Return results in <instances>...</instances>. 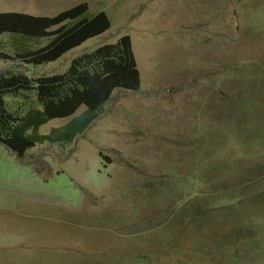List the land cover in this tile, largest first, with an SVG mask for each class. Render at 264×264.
<instances>
[{
	"label": "rangeland",
	"instance_id": "1",
	"mask_svg": "<svg viewBox=\"0 0 264 264\" xmlns=\"http://www.w3.org/2000/svg\"><path fill=\"white\" fill-rule=\"evenodd\" d=\"M80 4H87L91 15L108 14L110 30L35 72L16 58L0 60V72L9 70L31 78L62 74L76 57L129 36L140 87L137 91L116 89L101 117L71 144L38 145L19 160L0 143V181L14 185L11 188H19V180L28 182L30 197L38 199L23 208L30 227L35 220L44 221L41 233L62 239L55 245L67 257L64 261L51 252L49 263H44L41 257L14 255L9 263L12 251L6 248L7 233L19 230L15 224L0 227V264H108L121 252L120 264H130L132 256L141 255L150 258L145 260L147 264H229L233 238L215 241L218 254L207 260L175 255L164 245L158 250L156 238L144 244L138 237L106 233L105 224L99 221H107L125 234L137 218H154L157 212L172 208L175 199L169 197L176 192L183 191L180 196L185 200L200 193L218 198L222 194L218 180L204 183L209 162L216 157L231 162L245 139L263 146L264 140L250 133L264 135V73L255 65L264 60V0H0V12L52 18ZM20 41L24 39L4 34L0 49L15 57ZM49 42L42 40L32 47ZM24 46L30 49V42ZM73 118L51 121L39 134L64 128ZM222 136L226 149H218ZM262 151L264 154V148ZM256 157H245V161L253 166L264 163V158ZM30 162L37 164L36 171ZM242 174L251 176L250 171ZM148 187L167 195L154 196ZM244 190L252 193V183ZM67 216L82 221L88 229L99 223L103 228L96 230L104 234L97 232L82 240L63 223ZM119 219L128 223L121 231ZM247 220L254 222L239 228L238 235L243 260L264 264V241L252 233L261 220ZM221 223L229 226L224 220ZM261 236L264 238V232ZM85 240L92 249L86 248ZM80 244L85 248L79 254L75 248ZM207 248L200 243L204 255ZM155 253L158 257L153 259ZM238 264L245 263L239 260Z\"/></svg>",
	"mask_w": 264,
	"mask_h": 264
},
{
	"label": "trees",
	"instance_id": "2",
	"mask_svg": "<svg viewBox=\"0 0 264 264\" xmlns=\"http://www.w3.org/2000/svg\"><path fill=\"white\" fill-rule=\"evenodd\" d=\"M110 28L109 17L104 12L91 15L87 4H81L52 18L36 17L28 13L0 12V36L12 34L24 39L23 42L20 41L15 57L0 49V60L15 61L16 58L35 72L37 67L58 61L89 40L102 36ZM42 40L50 42L46 46L32 47V43ZM28 42L30 49L24 46ZM255 65L264 73V67H261L264 60ZM140 83L141 76L129 36L120 38L115 44L102 45L76 57L62 74L29 78L25 74H13L9 70L0 72V143L19 160H24L26 154L38 145L71 144L101 117L116 89L137 91ZM259 104L261 105L260 101ZM80 109H84L83 113L74 117ZM68 118H73L68 126L55 129L48 135L39 134L40 128L51 121ZM240 126H245L244 122ZM214 128L217 129L218 124ZM240 134L246 135L243 132ZM254 135L264 140L263 134L259 136L256 131L250 133V136ZM223 136L218 149H226ZM249 142V139H245L239 143L238 153L234 154L231 162L217 157L209 162L204 183L208 185L218 180L222 193L218 198L202 196L200 193L193 194L191 200H185L180 196L183 191L170 197L168 195L175 199L172 208L162 213L157 212L154 218L150 215L137 218L132 223L133 227L125 230V234L118 232L107 221L99 223L105 224L106 233L125 238L138 237L144 244L149 239L156 238L159 242L158 250L164 245L175 255L207 260L218 254L214 249L218 245L215 241L223 237L233 238L235 247L229 250L228 263L238 264L241 260L247 264L242 256L244 251L238 245V235L239 228L246 226L248 222H254L248 221V217L260 218L258 227L252 233L255 239L264 241L261 236V232H264V163L253 166L245 161L248 156L258 155L256 158H264V144L260 147ZM101 158L109 160L104 155ZM28 164L36 169L37 164L34 162ZM174 170L175 167L172 172L176 174ZM244 171H250L251 176H244ZM251 183L254 187L252 193L244 190ZM148 191L154 196L160 195L155 188L148 187ZM166 195L167 192L163 191L160 196ZM62 219L65 220L63 223L75 229L76 235L104 233L103 230H96L103 228L99 223L88 229L89 227L82 226L85 225L82 221L74 219L75 223L71 220L72 217ZM221 220L229 222V226L225 228V223H221ZM118 223L119 231L128 225L121 219ZM190 229H193L191 234ZM200 243L208 245L207 255L200 252ZM152 257L157 258L158 253ZM121 258L122 256L110 258L108 264H120ZM83 259L88 260L85 254ZM149 259L146 255L132 256L130 264H147Z\"/></svg>",
	"mask_w": 264,
	"mask_h": 264
},
{
	"label": "crops",
	"instance_id": "3",
	"mask_svg": "<svg viewBox=\"0 0 264 264\" xmlns=\"http://www.w3.org/2000/svg\"><path fill=\"white\" fill-rule=\"evenodd\" d=\"M22 182V180H19V183L22 184L19 188H11L14 185L8 184L6 180L0 181V227L9 228L15 224L19 226V230L16 233L14 230L12 233H7L10 237V241L7 243L6 248L12 251L9 263L15 260L12 259L14 255L28 258L41 257L40 261L49 263L48 255L51 252L56 253L57 256L65 261L67 257L64 256V253L59 252L60 249L55 245L62 239L58 241V239L55 238L51 239L49 236L50 233H41V227L44 221L35 220V226L30 227L32 224L30 223V217L26 212H23V208H27L30 202H38V199L36 197H30V192L27 190V188H29L28 182ZM30 216L34 217V215ZM89 233L90 234L86 233L85 235L77 234V237L80 236L83 240L97 232ZM64 234L66 233L64 232L63 235ZM85 241L88 242L85 245H89L86 248L92 249L90 241ZM81 244L75 248L77 253L78 249L80 253V251L85 248L81 247ZM98 249L100 250V248ZM103 250H105V247ZM105 253L106 251H104L103 255L106 257L107 255ZM122 254H124V252L119 253L118 257L122 256ZM1 261L2 259H0V262Z\"/></svg>",
	"mask_w": 264,
	"mask_h": 264
},
{
	"label": "clouds",
	"instance_id": "4",
	"mask_svg": "<svg viewBox=\"0 0 264 264\" xmlns=\"http://www.w3.org/2000/svg\"><path fill=\"white\" fill-rule=\"evenodd\" d=\"M80 5H81V4H80ZM77 6H79V5H77ZM73 8H75V7H73ZM73 8H71V9H73ZM67 11H68V10H67ZM11 12H15V11H11ZM15 13H16V12H15ZM104 13H105V12H104ZM97 14H99V13H97ZM105 14H106V13H105ZM95 15H96V14H95ZM106 15L108 16V14H106ZM108 17H109V16H108ZM109 19H110V18H109ZM1 36H2V35H1ZM12 36H13V35H12ZM14 36H15V35H14ZM91 40H92V39H91ZM84 44H85V43H84ZM84 44H83V45H84ZM80 47H81V46H80ZM135 58H136V57H135ZM60 59H61V58H60ZM60 59H59V60H60ZM2 61H6V60H2ZM23 64H24V63H23ZM25 65H26V64H25ZM27 76H28V75H27ZM28 77H29V76H28ZM29 78H30V77H29ZM61 120H63V119H61ZM48 124H49V123H48ZM45 126H46V125H45ZM43 127H44V126H43ZM51 132H52V131H51ZM47 135H48V134H47ZM36 147H37V146H36ZM36 147H35V148H36ZM32 150H33V149H32ZM30 151H31V150H30Z\"/></svg>",
	"mask_w": 264,
	"mask_h": 264
}]
</instances>
